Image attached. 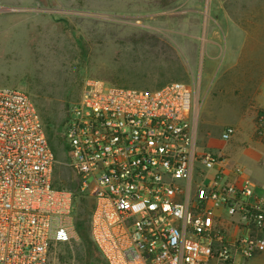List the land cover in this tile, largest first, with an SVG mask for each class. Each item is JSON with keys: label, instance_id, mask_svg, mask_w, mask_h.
I'll return each instance as SVG.
<instances>
[{"label": "built area", "instance_id": "built-area-1", "mask_svg": "<svg viewBox=\"0 0 264 264\" xmlns=\"http://www.w3.org/2000/svg\"><path fill=\"white\" fill-rule=\"evenodd\" d=\"M198 102L181 80L145 89L85 79L63 129L72 187L54 181L55 150L28 93L0 86V264H50L52 245L77 237L81 197L105 264H231L264 253V197L227 178L224 154L198 147ZM254 128L264 138V106ZM235 131L226 125L220 137ZM222 211L239 215L234 239Z\"/></svg>", "mask_w": 264, "mask_h": 264}, {"label": "rangeland", "instance_id": "rangeland-1", "mask_svg": "<svg viewBox=\"0 0 264 264\" xmlns=\"http://www.w3.org/2000/svg\"><path fill=\"white\" fill-rule=\"evenodd\" d=\"M87 78L145 89L172 80L190 84L199 100L198 147L216 151L227 141L220 137L226 125L242 129L249 78L262 83L257 99L264 101V0L0 3V86L28 93L55 150L54 181L72 187L74 174L61 164L63 129ZM260 102L244 117L254 120ZM85 209L83 202L79 218H86ZM48 261L105 264L89 234L84 240L78 233L53 244ZM234 264L263 262L255 256Z\"/></svg>", "mask_w": 264, "mask_h": 264}, {"label": "crops", "instance_id": "crops-1", "mask_svg": "<svg viewBox=\"0 0 264 264\" xmlns=\"http://www.w3.org/2000/svg\"><path fill=\"white\" fill-rule=\"evenodd\" d=\"M19 2L20 0H0V3L4 4H16ZM210 47L212 46H209V48ZM185 49L186 51H184L187 57L190 58L188 48L185 47ZM212 49L213 48H210V50ZM249 79L250 80L247 83L246 97H244L248 104L247 110L244 112L243 116L240 117L241 119L238 123L242 129L237 131V133H235L229 140L223 141L224 143L219 149H217L216 144L215 146L216 152L225 155L222 164L223 171L227 178L237 183H251L254 186V196L264 197V138L255 132L253 117L251 116L252 118H248V115L253 107H255L256 103L261 101V98L257 99V89L258 87H261L262 83L258 84L255 83L253 79ZM260 103H264V101H261ZM246 113L248 115L247 117H244ZM221 217L225 223L228 237L230 239H234L244 231L238 214L229 216L222 211ZM261 254L256 256L264 264V253ZM234 263L235 262L231 264Z\"/></svg>", "mask_w": 264, "mask_h": 264}, {"label": "trees", "instance_id": "trees-1", "mask_svg": "<svg viewBox=\"0 0 264 264\" xmlns=\"http://www.w3.org/2000/svg\"><path fill=\"white\" fill-rule=\"evenodd\" d=\"M45 131H46V129H45ZM46 134H47V132H46ZM48 139H49V137H48ZM83 202H84V208H86L85 210H87V216H86V218L84 217V219H81V218H79V210L82 207ZM89 212H90V206H89V204L86 201H84V198L83 197H81V199L79 200L78 205H77V211H76V214H75L74 224H75L77 233L79 234V236H81L82 238H84V240L87 239L88 234H89V224H88V215H89ZM89 239H90V241H91V243H92L95 251L97 252V250H96V248H95V246H94V244H93V242H92V240L90 238V234H89Z\"/></svg>", "mask_w": 264, "mask_h": 264}]
</instances>
